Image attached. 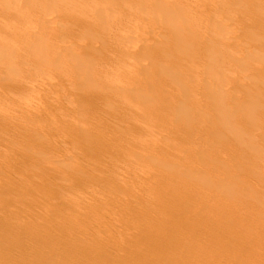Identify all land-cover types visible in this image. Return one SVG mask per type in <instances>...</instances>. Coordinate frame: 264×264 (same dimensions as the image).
Returning a JSON list of instances; mask_svg holds the SVG:
<instances>
[{
	"label": "bare ground",
	"instance_id": "obj_1",
	"mask_svg": "<svg viewBox=\"0 0 264 264\" xmlns=\"http://www.w3.org/2000/svg\"><path fill=\"white\" fill-rule=\"evenodd\" d=\"M5 1L7 4L8 0H3L0 6L6 10L10 5L8 3L4 7ZM93 1L95 3L94 6L91 4L93 8L89 6V2L83 1L86 5L88 4V8H91L86 12L89 20L85 21L84 15L87 9L84 4L80 3L86 10H83L80 5L83 11L76 15L74 12L80 7L77 8L74 5L76 8H73V5L66 4V1L63 4L69 5L67 7L70 8L67 9L62 4L59 6L63 8L57 12L62 22L57 21L59 17L55 18V23L49 19V23L51 21L54 26L59 24L57 29L49 28L51 29L49 36L53 33L58 35V37L55 35V43H52L51 49L58 52L61 50L62 56L59 53L58 56L57 51H50V54H56L55 62L50 61L55 66H59L57 73L51 74V77L46 79L49 81V84L46 83L49 86L45 85L51 91L42 84L45 81L44 76L42 83L33 80L40 84L31 88L36 95L38 91L39 93L43 90L45 92L46 89L49 91L48 97L47 93H44L43 97H39L40 94L35 96L42 103L46 100L53 102L54 97L65 98V101L57 102L52 109H50L51 104H48L47 110L45 107L41 108L45 102L39 107L33 103L34 101L28 103V100L25 102L17 100L20 96L14 94L17 91L20 93L22 89H25L22 86L28 85L24 86L23 82L17 81L20 75L16 77V72L22 73V71L15 72L13 68L16 58L19 59L18 50L14 52L10 50L11 47H8L10 51L0 54V90L1 87L7 88L11 94L9 95L8 92L10 103L5 98L1 101L3 96L0 95V145L3 146L0 151V264H264V205L263 203L261 205L264 201L262 188L264 172L260 170L262 166L264 167V163L258 159L262 157H257L261 156L259 153L262 150L264 151V0H227L233 2L232 5L236 4L237 9L232 10L240 14L237 18L238 25L235 23L232 28V23L231 25L227 23L232 19L231 15L238 17L235 11H232L235 15L230 14L231 18L227 16L229 19L226 21L227 25L224 24L226 29L231 26L229 29L231 31L233 29V35L230 31L224 33V26L221 25L223 23H219L220 12L229 9L226 0H204L194 3L196 6L192 4V8L184 5V2L180 0H123V4L118 0L116 9L112 8L114 11L118 10L121 3L122 8H119L121 10L149 7L148 9L154 13L152 18L151 15L149 16V19L157 18L158 21L159 16H155L156 13L157 15L159 13L163 20L167 17L166 21L161 19L160 22H156L155 20L157 35L160 33L162 37L154 38L155 31L151 35L150 29L148 36H141L140 41L136 39L139 44L136 48H129L131 49L129 54L117 55L120 58L123 57V60L118 61L119 74L117 79L112 80L118 86V89L115 88V92H119L117 96L125 97L126 95L123 99L124 108L118 103H122V98L119 96L121 99L118 98V101L117 97L110 94L114 91L110 82L112 80L109 81L112 76L108 75L106 70L96 69L97 63H95L98 62L97 60L102 62L103 55L98 49L104 48V44L108 43L102 39L103 34L100 31L103 27L106 29L108 22L114 19L111 16L115 12L109 7H112L117 0ZM107 2L110 4L109 7ZM52 3H54L53 0ZM229 6L231 7V4ZM0 9L2 10L1 7ZM42 10L44 11V8ZM48 12L51 11H45L46 14H49ZM218 12L219 18L216 19ZM222 14L224 15V12ZM47 16L49 18L51 15ZM224 16L227 20L226 13ZM83 17L85 22L81 20ZM78 20L84 22L83 26L80 24V27H82L83 35L85 30V37L87 33L90 34L89 38L82 39L83 36H80L81 39L78 38V40L77 36L73 37V29L70 28L75 26L66 23L76 25ZM2 21L4 19H0V30L2 29L1 32L8 35V32H12L7 25L10 20L6 19V24L1 23ZM43 21L46 23L47 20ZM230 22L233 21L230 20ZM219 24L223 27L220 28ZM45 25H41L43 31L46 29ZM34 26L35 31L41 29L39 25L37 29L36 25ZM173 28H176L174 33H172ZM212 28L218 29V32L220 30V35ZM222 28L223 32H221ZM43 31L41 30L42 33ZM234 33L238 34L236 37L242 45L244 44V48L247 49L245 45H251L248 47L251 50L244 52L242 45L238 46L244 53L240 48L235 50L234 46L238 47L237 43L231 42ZM1 34L0 46L7 42V40L3 41L6 36L3 39ZM13 37L9 34L7 38L9 40ZM160 37L161 40L158 39ZM236 37L233 39L236 40ZM94 38L96 41L101 39L98 41L99 45L94 43ZM28 42L31 44L30 41ZM225 42L227 45L229 43V48L224 47V44L221 46ZM13 43L15 46L16 42ZM38 43L39 41L32 43V47L29 44L26 46L31 55L37 51L42 52L40 51L42 43L40 41L41 49ZM204 43L211 45L209 51L204 52L208 47H204L203 50L205 56H209L205 60H208L207 63L210 62V65L204 66L212 65L208 72L200 71L198 69L200 65L196 66V70L194 69L195 64L198 65V61H201L196 60L201 55L200 49L198 51L196 48ZM226 43L225 46H227ZM19 44L16 45L19 47ZM22 44L21 41L20 45ZM36 46L39 50H32ZM18 47L16 46L17 49ZM166 47L175 50H172L175 53H171L172 60L168 59V63L171 62L169 67L176 69L177 73L176 70L173 73L174 69L169 70V67L167 70L164 69L169 64L165 66V62H161L160 58L166 57L164 53L168 52H165V49H169ZM233 47L235 51L232 50ZM45 49L44 54H48L49 51L46 52L48 49ZM30 50L37 51L30 52ZM237 50L239 54L236 53ZM43 52L41 55L45 60L48 57L52 59L53 55L48 54L46 58ZM25 53V57L23 54L20 56L21 60L29 57H26ZM97 54L102 56L98 57ZM60 56L64 58H61L57 64L56 58L59 59ZM127 56L131 57L130 62L127 60L129 57L126 59ZM246 56H250V60L244 63ZM14 57H16L15 62ZM124 58L129 64L124 63L126 62ZM144 58L147 60L144 61ZM38 59L36 61L39 66L37 63L35 65L39 68H43L41 65L45 67V64H41L40 57ZM190 59H195L197 62L193 64L191 60L193 64L191 66L192 64L189 65L191 62L186 61ZM83 60L88 63L86 68L83 65L86 63H82ZM93 60L95 68H91ZM31 61L32 59L29 62L33 64ZM163 61L167 60L164 58ZM51 62L49 65H52ZM74 62H77V67L73 65ZM35 65H32L31 69ZM159 65H163V68ZM230 65L235 67V72L237 71L234 72V76L230 75L234 80L225 76L228 74L222 75L224 73L222 69ZM227 71L231 72L226 69L225 73ZM142 72H145L146 78L143 77ZM24 73L26 70L22 74ZM141 74L142 77H139ZM256 80L258 83H255ZM32 84H29V88ZM181 88L183 90H180ZM12 92H14L13 95ZM25 93L22 94L23 97ZM126 93H129L128 96ZM257 105L260 110L254 111ZM12 107L15 111H20V115H17L18 112L14 113ZM53 107L54 111H62L59 117H57L58 111L57 116L52 114ZM126 112L130 113L132 119L123 120ZM97 114L107 116L105 118H108L106 120L108 127L102 119L100 121L95 119L100 116ZM166 115L168 117H164ZM71 117H76L78 120L75 118V121L73 119L69 121ZM255 131L259 133L256 134ZM62 136L69 139L68 144L72 153L55 155L51 159L50 153L46 154L47 151H45L48 157L40 156V153L43 154L44 151L39 152L38 149L45 150L46 144V148L49 144V147L58 145L56 141H59ZM235 143L242 147V149L237 147L240 151L234 147ZM259 146L263 148L260 149ZM160 148L166 150L165 153H160L162 151ZM256 148H258L257 152ZM104 161H107L109 166L98 168L102 165L101 163L106 164ZM119 161L124 165L127 163L138 169L140 167V172L147 173L149 179L130 178L124 174V170L123 172L118 170ZM256 163L263 165L259 164L260 169L256 166L258 169L256 170L251 166L258 165ZM127 168L132 170L130 167ZM67 170L71 171L70 176L69 173L66 175ZM45 174H48L49 178L48 175L44 177ZM63 174L66 176L63 177ZM251 178L257 181L262 191L257 189V185H252V180L249 181ZM58 184H61L64 190L92 188L93 191H87L100 192L104 201L101 200L103 203H97V206H95L96 203L92 205V202L91 205L84 206L82 204L89 203L85 199L88 202L78 203L80 207L76 200L82 202V198L77 199L78 197H75L77 195L73 193L74 197L68 198L63 195L65 197L63 199L62 194L58 192L60 189L57 187ZM49 185L51 188H48ZM119 185L125 193L121 189L119 191ZM231 187L234 188L231 189ZM138 190L148 192L142 195ZM107 191H112L113 197L109 194L110 192L106 193ZM259 193L262 200L257 203L259 201L255 202L257 199H254L259 198L255 196ZM112 205L121 212H128L127 215L126 212L119 214L117 211L116 213L119 214L117 217L107 216L109 210L114 209ZM79 223L99 227L96 231L95 228H92V231L77 230L75 227ZM128 224L132 234L129 238L133 240H130L132 242L115 243L118 239L115 236V239L117 238L115 241L110 240L111 238L106 239L109 242L102 240V232L108 227L113 228L110 226L117 225L115 230L128 233L125 232ZM112 248L115 251H112ZM132 248L135 250L133 251ZM112 252L116 253L114 257H111Z\"/></svg>",
	"mask_w": 264,
	"mask_h": 264
},
{
	"label": "rangeland",
	"instance_id": "obj_2",
	"mask_svg": "<svg viewBox=\"0 0 264 264\" xmlns=\"http://www.w3.org/2000/svg\"><path fill=\"white\" fill-rule=\"evenodd\" d=\"M3 1V0H2ZM1 0H0V2H2ZM49 0H47V1H45V0H30V1H27V0H8L7 1V4L9 3V5H10V7L8 6L7 7V11L5 10V8H3V6H0L1 8H2V10L0 9V19L2 20V19H4V21L7 19V21H9V22H7V21H2L1 23H5L6 24V22H7V25L9 26V29H12L11 31V33L10 32H8V35L6 34H3V32H1L2 31V29L0 30V32L2 33H0L1 34V36H3V39H4V37H5V39L3 40L4 42H6V40H7V42H6V44L4 45V49L2 48V46L3 45H1L0 47V49H1V51H0V54L1 55H3L2 53H4L5 54V51H6V53L8 52V51H10V50H18V57H19V59L18 58H16L17 57V55H16V57H14L13 58V61L15 62V58H16V62H15V65L13 66V68H14V71L16 72V71H22V73H23V71L25 72V70H26V73H24V74H22L21 72L20 73H18V72H16V77L18 76V74L20 75V77H17V81H19L20 83H24L25 85L24 86H26V84H28L26 87H23L22 86V88H25V89H22V91L19 93L18 91H17V93H15L14 95H18V96H20V97H17V100L19 101V102H25V101H27L28 100V103L30 102L31 103V101L34 103V104H37V106H41L44 102H45V104H43L44 106H41V108H44L45 107V109L47 110V108L49 107V105H50V109H52V106H56L57 104V102L59 103L60 101L62 102V101H65V98H63V97H61V99H60V97H54V99L52 98V100H53V102H48L47 100L46 101H44L43 103L41 102V100L39 101L38 99H37V97H35V96H38V94H40L39 95V97H43L42 95L44 94V93H47V97H48V92L49 91H51L50 90V88H48V87H46V83H48L49 84V81H47L48 79H49V76L51 77V74L53 75V73H57V71H58V69H57V67H59L58 65H54V63L53 62H51V61H54L55 62V60H54V57L56 56V54H50V51L52 50V51H54V52H56L55 50H53V49H51V47H52V43H55L54 41V39H56V36L58 37V35H56V34H50V36H49V31L51 30V29H57V28H59L58 26H59V24L57 23V24H55V26L53 25L55 22H56V17H59V19L57 18V21L58 22H62V19L60 18L61 16H58V14H57V12H58V10L59 9H61V8H63V7H67V6H69V5H67L66 6V4H71V5H73V8L76 6L77 8H79L80 7V5L81 4H84L83 6L87 9H85L82 5H81V7H82V9L83 10H86L85 11V15H84V17H86L85 18V21H86V19H88L89 20V18H87V13L86 12H88L89 11V8H88V4L86 5L85 3H83V1L84 2H86V3H88L89 2V6L91 5V4H93V6H94V1L93 0H82V1H79V0H59V2H57L58 0H53V2L54 3H52V0H50L51 2H48ZM60 1H63V2H60ZM64 1H66V2H64ZM73 1V2H72ZM77 1V2H76ZM93 1V2H92ZM122 2L123 0H119V2ZM181 2H184L183 4L184 5H189V8H192V6H194L195 4L194 3H199L200 1H204V0H180ZM187 1V2H186ZM55 2H57L56 4H55ZM105 2V1H104ZM117 2V4H115ZM114 4H112L111 6L112 7H109L110 6V4L108 3V6H107V4H106V6L107 7H109L110 9H116L115 7H117L118 6V0L116 1ZM133 2H135V1H133ZM226 2V4H227V7L231 10V11H229V9H227V7L225 8V9H227V10H225V11H221L220 12V15H219V12H218V14H216V15H214V17L216 16V19H218L219 17V19H221V21L219 20V23L221 24V23H223V24H221V25H223L224 26V24L225 25H227L226 24V21H228L229 19L227 18V16L229 15V18H231L230 17V14H232V13H234V15H235V10H232V9H235L236 7H235V5H232V3L233 2H229V1H225ZM3 3H5L4 4V7L7 5L6 4V1L5 2H3ZM38 3V4H37ZM60 3V4H59ZM63 3H66V4H63ZM81 3V4H80ZM65 5V6H59V5ZM122 4H123V2H122ZM122 4L120 3V5H119V8L121 7L122 8ZM193 4V5H192ZM231 4V7L229 6ZM238 5H239V3H237ZM1 5H2V3H1ZM57 5V6H56ZM70 5V6H71ZM75 5V6H74ZM105 5V4H104ZM116 5V6H115ZM139 5V4H138ZM192 5V6H191ZM41 6V7H40ZM58 6L60 7V8H58ZM144 6V5H143ZM143 6H141V7H143ZM147 6V5H146ZM191 6V7H190ZM196 6V5H195ZM234 6V7H233ZM75 7V8H76ZM81 7L79 8V9H77V13L76 12H74V14H76V15H79L80 14V11L82 10L81 9ZM134 7H136V6H134ZM138 7V6H137ZM233 7V8H232ZM44 8V11L42 10V9ZM47 8V9H46ZM57 8V9H56ZM70 8V7H69ZM68 7H67V9H69ZM72 8V7H71ZM91 8H93L92 7V5H91ZM90 8V9H91ZM108 8V9H109ZM119 8H117L118 10H120V11H118V10H111V11H114L115 13H116V11H118V13L117 14H115L114 12H112V14L114 13V15H116V17L114 16H111L112 18H114V19H112V20H114V21H112L111 19V21L110 22H108V24L106 25V29L103 27V30H101L100 32L103 34V37H102V39L106 42L107 41V43L108 44H104V48H102V47H100L101 48V50H100V48L98 49L99 50V52L100 53H102V55H99V56H102L103 57V59H102V62H99V60H97L98 62H95V63H97V65H96V69H100L101 71H105L108 75H110V76H112V77H110L109 78V76H108V78H109V81H110V79L112 80V79H117V77H118V70L120 69V67H119V65H120V63H118V61L119 62H122L121 61V59L123 58L122 57V55H121V57L122 58H120V56L118 57L117 55L118 54H123V56H124V54L125 53H127V54H129L130 52V50L132 49V47L133 48H136L138 45L137 44H139V39L141 38V36L142 37H145V36H148V34H150L151 33V35H152V33L154 34L153 36H156V37H154V38H157L158 36H161L162 37V35L160 34V33H158V35H157V32H156V23H155V20H156V22H160L159 20H161L162 18L160 17V14L158 13V15H157V13H156V15L155 16H159V20L157 21V18L155 19V20H153V19H151L153 16H152V14L154 15V13L151 11V10H149L150 8L149 7H143V9H139L140 7H138V9L136 10L135 8L132 10V9H129V11L128 10H121V9H119ZM149 8V9H148ZM194 8V7H193ZM38 9V10H37ZM49 9V10H48ZM51 9V10H50ZM53 9V10H52ZM57 11H56V10ZM110 9H109V11H110ZM237 9V8H236ZM238 9H239V7H238ZM43 12H42V11ZM54 10H55V12H54ZM79 10V11H78ZM82 10V11H83ZM131 10V11H130ZM45 11L47 12V11H51L49 14L51 15V16H49V18H48V16L47 15H49V14H46L45 13ZM75 11V10H74ZM108 11V10H107ZM110 11V12H111ZM123 11V12H122ZM125 11V12H124ZM229 13H228V12ZM232 11H235V12H232ZM42 12V13H41ZM53 12H54V17L52 16L53 15ZM222 12H224V15H225V13H226V18H227V20H225L224 18H225V16L222 14ZM40 13V14H39ZM43 13H45L44 15H43ZM84 13V12H83ZM212 13H214V12H212ZM236 13H238V12H236ZM11 14V15H10ZM17 15V16H16ZM40 15V16H39ZM55 15H57V16H55ZM151 15V20L149 19V16ZM218 15H219V17H218ZM223 17H222V16ZM237 15V14H236ZM6 16V17H5ZM37 16V17H36ZM42 16V17H41ZM154 16V17H155ZM163 16H164V14H163ZM232 16V19H230L231 21H233V22H230V20L227 22L229 25H231L230 23H232V28H233V26H234V24L235 25H238L239 24V20L237 19V18H239V16H240V14L238 13V17H236V16H233V15H231ZM4 17V18H3ZM12 17V18H11ZM33 17V18H32ZM48 19H47V18ZM84 17L81 19V20H83L84 19ZM88 17H89V15H88ZM218 17V18H217ZM223 19H222V18ZM6 18V19H5ZM30 18H31V20H30ZM38 18H40V19H38ZM45 18V19H44ZM167 17H165V19H166ZM179 18V17H178ZM49 19L51 20V21H53L54 23H52L51 21H50V23H49ZM164 19V20H165ZM172 19H173V17H172ZM183 19V18H182ZM37 20V21H36ZM43 20H47L46 21V23L43 21ZM74 20H75V18H74ZM163 20V19H162ZM163 20V21H164ZM174 20H175V18H174ZM173 20V21H174ZM222 20H224V21H222ZM238 21V22H235V21ZM13 21V22H12ZM34 21V22H33ZM38 21H40V22H38ZM43 21V22H42ZM75 21H77V20H75ZM84 21V20H83ZM83 21H79L78 20V24H71V23H66V24H70V25H74L75 27L74 28H70V29H73V32H74V34H73V37H76L77 39L78 38H80V36H83V37H81L82 39H86V37H90V34L89 33H87V35L89 34V36H87L86 35V37H85V30H84V35H83V30L81 29L82 27H80V24L82 25L84 22ZM166 21V20H165ZM169 21H171V20H169ZM112 22H114V23H112ZM179 23H182L183 22V20H182V22H180V21H178ZM225 22V23H224ZM9 23H11V24H9ZM41 23V24H40ZM43 23V24H42ZM48 23V24H47ZM153 23H155V24H153ZM178 23V24H179ZM238 23V24H237ZM39 26H38V25ZM45 24H47V26L45 25ZM49 24H51V26L49 25ZM106 24V23H105ZM198 24H200L199 22H198ZM219 24V27L221 28V27H223V26H221ZM16 25V26H15ZM34 25H36V29H37V26L38 27H40L39 29V31H35V26ZM41 25H45L46 27V29L43 31V28L41 27ZM50 27H49V26ZM104 25V24H103ZM103 25H101V26H103ZM13 26H15V27H13ZM57 26V27H56ZM61 26V25H60ZM83 26V25H82ZM101 26H99V27H101ZM11 27V28H10ZM14 29H13V28ZM18 27V28H17ZM228 27V26H227ZM49 28H51V29H49ZM77 28V29H76ZM102 28V27H101ZM100 28V29H101ZM153 28H154V30H153ZM214 28V27H213ZM212 28V30L213 31H215V33H219V35H220V30H219V32H218V27H215V28H218L217 30H214ZM223 28H224V30H223ZM222 29H221V32H223L224 31V33H226L225 31H230V33L232 34L234 31H233V29H232V31L230 30L231 29V26L228 28V29H226L225 28V26L223 27ZM16 29V30H15ZM20 29V30H19ZM22 29V30H21ZM48 29V30H47ZM68 29H69V26H68ZM105 29V30H104ZM151 29V30H150ZM171 29H172V27H171ZM174 29H176V28H173V30H172V33H174ZM30 30H34V31H30ZM41 30L43 31V33L44 34H46V35H44L42 32H41ZM148 30H150V33H148ZM223 30V31H222ZM24 31V32H23ZM26 31V32H25ZM76 31V32H75ZM81 31V32H80ZM103 31V32H102ZM152 31V32H151ZM177 31H178V29H177ZM48 32V33H47ZM12 33H14V34H12ZM16 33H17V35H16ZM21 35H19V34ZM24 35H23V34ZM105 33H106V35H105ZM156 33V34H155ZM224 33H222V34H224ZM229 33V32H228ZM229 33V34H230ZM9 34H10V36H14L13 38H10L9 40H8V38H9ZM80 34V35H79ZM102 34L100 35V36H102ZM107 34H109V36L107 37ZM176 34V33H175ZM24 37H23V36ZM56 35V36H55ZM151 35H149V36H151ZM233 35V34H232ZM26 36V37H25ZM55 36V37H54ZM106 36V37H105ZM112 36V37H111ZM138 36H140L139 38H138ZM236 36H238V34H236V33H234V37H236ZM8 37V38H7ZM41 39H40V38ZM54 37V38H53ZM61 38L63 37V36H60ZM66 37V36H65ZM65 37H63V38H65ZM104 37H105V39H104ZM161 37L160 38H158L159 40H161ZM234 37H232V41L231 42H235V43H237V46L238 45H242V43H240L241 41L236 37V40H234L233 38ZM23 38V39H22ZM80 38V39H81ZM106 38H108V39H106ZM2 39V37L0 38V40ZM29 39V40H28ZM39 39V40H38ZM45 39V41H43ZM113 39V40H112ZM123 39V40H122ZM136 39L137 40H139V41H136ZM238 39V40H237ZM13 40H15V41H13ZM53 40V41H52ZM65 40V39H64ZM79 40V39H78ZM94 40H95V38H94ZM98 41H100L99 39H97ZM2 41V40H1ZM19 41V42H18ZM21 41H22V45H20L21 44ZM28 41H30L31 42V44L32 43H37V41H39V49H41L40 51H44V49L46 48V47H49L50 48V50H49V48H46L45 50H47L46 52L48 53V51H49V56L51 55H53L52 56V59H50L49 57V60H48V58H47V56H48V54H44V52H43V54L45 55V57L47 58L46 60H47V62L49 61V62H51L52 63V65H49V62L47 63L46 62V60L44 59V56L43 55H41L42 54V52H38L37 50H35V51H32V50H34V49H38L37 48V46H36V48H32V50H30V52L32 51V52H36V53H38V54H40V56L38 55V54H36V53H33L35 56H38V57H35L34 55H31L28 51V48L26 47V46H28V44H29V42ZM40 41H41V43H42V45H41V43H40ZM98 41H94V43H96L97 45H99V42ZM122 41V42H121ZM13 42H16L15 43V46H14V43ZM18 42V43H17ZM112 42V43H111ZM230 42V43H231ZM10 43V45H8ZM20 43V44H19ZM226 43V42H225ZM225 43H222V45L221 46H223V44H224V47H226V48H229L230 47V45H229V43H228V45H227V43H226V45L228 46H225ZM16 44H19V47H18V45H16ZM26 44V45H25ZM31 44H29V45H31ZM113 44V45H112ZM116 44V45H115ZM119 44V45H118ZM36 45V44H35ZM40 45L42 46L41 48H40ZM121 45V46H120ZM203 45V46H202ZM12 46L14 47V48H16V46L18 47V49L16 48V49H12ZM22 46V47H21ZM23 46L25 47V48H23ZM106 46V47H105ZM124 46H126V47H124ZM199 47H197L196 49L199 51V49H200V58H196V60L198 59V60H201V61H198V65H196L197 63V61L195 60V59H190V60H186V61H190L191 63H189V65H191L192 64V61H193V64L194 63H196L195 64V70L197 69L196 68V66L198 67L199 65V67H198V69L201 71V70H206V72H208V70H211V66H208V67H205L204 65H210L209 63H207L208 62V60H205V59H207V57H209V56H205V53L204 52H207V50L209 49L210 50V48L209 47H211V45H207V43H204V44H201V45H198ZM233 46V45H232ZM240 46H238V47H236V45L234 46L235 47V50H236V48L237 49H239L240 48V50H242L241 52H243V49H241V47ZM243 46V48H244V44L242 45ZM247 46V47H246ZM8 47H11L10 48V50L8 49ZM31 47H32V45H31ZM31 47L29 46V49H31ZM108 47V48H107ZM206 47H208L207 49H206V51H204L203 52V50L205 49ZM234 47H233V51H235L234 50ZM245 47L247 48V49H245L244 48V52H245V50L247 51L248 49H250L251 50V48H248V47H251V45H245ZM7 48V49H6ZM129 48H131L130 50H129ZM166 48H169V47H166ZM3 49V50H2ZM24 49H26V51L28 52H26ZM38 49V50H39ZM106 49V50H105ZM169 49H171V50H169ZM169 49H165V52L166 51H168L167 53H164V56H165V54H166V57H164L165 58V60H167V61H163L164 60V58L162 57V58H160L161 59V62L162 63H164V64H166L165 66H167V63H168V61L170 60H172V54L171 53H175V52H173V51H175V50H173L172 48H169ZM21 50V51H20ZM23 50V51H22ZM124 52H123V51ZM128 50V52H125V51H127ZM173 50V51H172ZM202 50V51H201ZM208 50V51H209ZM20 51V52H19ZM26 53H25V52ZM61 51V50H60ZM60 51L58 52L57 51V55H58V53L62 56V52L60 53ZM104 51V52H103ZM238 52H236V53H240L239 52V50H237ZM14 52H16V51H14ZM14 52H12L13 54H14ZM21 52H24L25 53V55H26V57L27 56H29V57H27L26 58V60H33V61H31L33 64H31L29 61H26L25 60V58L24 59H22L21 60V57L20 56H22V54H23V57H25L24 56V53H21ZM45 52V53H46ZM54 52H51V53H54ZM108 52V53H107ZM123 52V53H122ZM243 52V53H244ZM19 53H21L20 55H19ZM99 53V54H100ZM16 54V53H15ZM14 54V55H15ZM110 54V55H109ZM202 54H203V57H202ZM31 56V57H30ZM43 56V57H42ZM59 56V55H58ZM60 56V58L58 59V57L56 58L57 60H56V62H57V64L59 63V60H61V58L63 59L64 57H61ZM97 56H98V54H97ZM98 56V57H99ZM171 56V57H170ZM204 56L206 57V58H204ZM40 57V61H41V64H45V67H44V65H41L40 63V65L43 67V68H39V67H37V66H39L38 65V62L36 61V59H38ZM42 57V58H41ZM116 57V58H115ZM129 57V58H128ZM152 57V56H151ZM153 57H155V56H153ZM247 57V59L244 57V63H246L247 62V60L249 61L250 60V56L248 57V56H246ZM31 58V59H30ZM97 58V57H96ZM118 58H120V60L118 59ZM128 58V59H127ZM167 58V59H166ZM249 58V59H248ZM18 59V60H17ZM116 59V60H115ZM118 59V60H117ZM125 59V58H124ZM126 59L127 60H129V59H131V57L130 56H127L126 57ZM126 59H125V61H126ZM163 59V60H162ZM169 59V60H168ZM256 59V58H255ZM20 60V61H19ZM39 60V59H38ZM51 60V61H50ZM123 60V59H122ZM147 60V58H144V61H146ZM149 60H151V58H149ZM192 60V61H191ZM22 61V62H21ZM23 61H25V62H23ZM43 61H45V62H43ZM88 62H90L89 60H87ZM96 61V60H95ZM118 63V66H117V63ZM255 61V60H254ZM27 62H29V63H27ZM43 62V63H42ZM93 62H94V60L92 61V64H91V68H95L94 67V65H93ZM128 62H130V60L128 61ZM127 61L126 62H124V63H128ZM188 62H186L187 63V65H188ZM201 62H204V63H201ZM19 63H21V65L19 64ZM25 63H27V64H25ZM35 63H37V66L35 65ZM75 63V62H74ZM77 63V62H76ZM76 63L75 64H73V65H76ZM82 63H86V61L84 62V60L82 61ZM200 63V64H199ZM88 63H86V64H83L84 65V67L86 68V65H87ZM90 64V63H89ZM100 64V65H99ZM129 64V63H128ZM169 65L166 67V68H164V69H169V70H172V69H174V68H172V67H169L170 66V64H171V62H169L168 63ZM193 64L191 65V66H193ZM203 64V65H202ZM25 65H27L26 67H25ZM32 65H35V67H33V69H31V66ZM80 65H81V62H80ZM101 65L103 66V67H101ZM242 67H243V62H242ZM40 66V67H41ZM54 66H55V69H53L54 68ZM78 65H76V67H77ZM82 66V65H81ZM88 66H90V65H88ZM93 66V67H92ZM97 66H99L98 68H97ZM107 66V67H106ZM159 66H161L162 68H163V65H159ZM245 66V65H244ZM22 67H24V68H22ZM51 67V68H50ZM114 67H115V69H114ZM119 67V69L117 70V68ZM169 67V68H168ZM231 67H232V65H230V66H226V68L224 67V70L222 69V75H225V74H228V75H225V76H227L229 79H231V80H234V79H232V75L234 76V74L237 72H235V67L233 66L232 67V69H231ZM242 67H240V69H242ZM20 68H22L21 70H20ZM29 68V69H28ZM34 68L36 69V73H35V70H34ZM45 68V69H44ZM81 68H83V67H81ZM90 68V67H89ZM103 68V69H102ZM110 68H112V69H110ZM158 68H160V67H158ZM172 68V69H171ZM210 68V69H209ZM17 69V70H16ZM25 69V70H24ZM51 69V70H50ZM77 69V68H76ZM80 69V68H79ZM84 69V68H83ZM82 69V70H83ZM108 69H109V71H108ZM163 69V70H164ZM191 69H192V67H191ZM229 70V71H231L230 73L228 72H226L225 73V70ZM239 69V70H240ZM41 70V71H40ZM97 70V71H98ZM168 70V71H169ZM176 69H174V70H172V72L174 73V71H175ZM234 70V71H233ZM243 70V69H242ZM28 71H30V72H28ZM39 71V73L37 74V72ZM46 71H48V73L50 74H48ZM50 71V72H49ZM52 71V72H51ZM56 71V72H55ZM116 71H117V73H116ZM241 71V70H240ZM41 72H42V74H41ZM46 72V73H45ZM176 73H177V70L175 71ZM233 72V74H231ZM235 72V73H234ZM33 73H35V74H33ZM142 73H144L143 74V77L144 78H146V75H145V72H142ZM176 73H175V76H176ZM26 74V75H25ZM31 74H33V75H31ZM48 74V75H47ZM54 74V75H55ZM117 76H116V75ZM46 75H47V77H46ZM231 75V76H230ZM22 76V77H21ZM26 76V77H25ZM28 76H31V77H28ZM32 76H33V78H32ZM35 76V77H34ZM45 77V79H44V77ZM116 76V77H115ZM24 77V78H23ZM139 77H142V74H141V76H139ZM20 78H21V81H20ZM39 78H41V80H39ZM143 78V79H144ZM32 79V80H31ZM43 79L45 80V81H43ZM47 79V80H46ZM52 79V78H51ZM50 79V80H51ZM22 80H24V81H22ZM29 82H31V83H29ZM33 80H37L36 82H41V81H43V86L44 87H46L47 89H49V91L46 89V88H44V89H46L45 90V92H44V90L41 92L40 91V93H39V91H38V94L36 95V93H34V91L32 90V88L31 87H34V86H36L37 84H40V83H36L35 81H33ZM114 80H112V81H110V82H112L111 84L113 85V86H111V84H110V86L113 88H111L112 90H114V91H111L110 92V94H112L113 96H115V97H117L116 99H118L119 98V96L121 97V95H118L117 96V93L119 94V92L118 91H116L115 92V88L116 89H118V86L115 84V83H113V81ZM259 80V79H258ZM258 80H256L255 81V83H258ZM47 81V82H46ZM26 82V83H25ZM34 82L36 83V84H34ZM233 83L235 82V81H232ZM33 83V84H32ZM29 84H32V86L30 85V88H29ZM46 84V85H45ZM115 84V85H114ZM21 85H23V84H21ZM47 86H49V85H47ZM51 87V86H50ZM180 87H183V86H180ZM30 89V90H28V89ZM52 88V87H51ZM183 88H185V87H183ZM26 89H27V92H26ZM53 89V88H52ZM186 89V88H185ZM4 90H5V92H4ZM21 90V89H20ZM24 90V91H23ZM180 90H183L182 88L180 89ZM12 91V90H11ZM32 92V93H30V92ZM53 91V90H52ZM0 92L2 93H0V95L1 96H3V97H1V101L5 98V100L7 99V101L9 102V98H10V96L9 95H11L10 94V92H9V89H7V88H3V87H1V90H0ZM8 92H9V95H8ZM26 92V93H25ZM114 92V93H113ZM13 93L14 92H12V95H13ZM19 93V94H18ZM23 93H25V96L23 97ZM34 93V94H33ZM122 93V92H121ZM4 94H6V95H4ZM21 94V95H20ZM23 94V95H22ZM114 94H116V95H114ZM123 94V93H122ZM127 94V96H128V94L129 93H126ZM31 95V96H30ZM125 95V94H124ZM5 96V97H4ZM8 96H9V98H8ZM125 97H126V95H125ZM125 97H123V95H122V100H121V102L122 103H120V102H118L119 103V105L120 106H123V108L125 107V103H123V99L125 98ZM3 98V99H2ZM64 100H63V99ZM121 98H119V99H121ZM44 99V98H43ZM42 99V100H43ZM119 99H118V101H119ZM4 100V101H5ZM37 100V101H36ZM45 100V99H44ZM35 101L37 102V103H35ZM38 102H40V103H38ZM47 102V103H46ZM10 103V102H9ZM42 103V104H41ZM52 103H54V104H52ZM34 104H32V105H34ZM38 104H40V105H38ZM49 104V105H48ZM70 105H73V104H71L70 103ZM36 106V105H35ZM34 106V107H35ZM47 106V107H46ZM38 107V108H39ZM259 107H260V105H259ZM13 108V110L12 111H14V113L15 112H18L17 113V115H20V111H15L14 109V107H12ZM34 110H36V108H33ZM55 110V108L53 107V115L55 116L57 113V117H59L60 116V112H62V111H54ZM256 110H260V108L258 109V105L256 106V108L254 109V111H256ZM36 111H38V110H36ZM40 111H42V109H40ZM57 112V113H56ZM91 115V114H90ZM97 115H100L99 117L97 116ZM96 116V118L95 119H98L99 121L102 119L103 121H105V122H103V121H101V122H103L104 124H106L105 126H109V124L108 123H106L107 121V119L108 118H105V117H107V116H105V117H103V116H101V114H97ZM61 116H62V113H61ZM129 116V117H128ZM125 117V118H124ZM164 117H168L167 115L166 116H164ZM18 118H19V116H18ZM76 117H71L70 119H69V121L71 120V119H73V121H75L74 119H75ZM128 118L129 119H132L131 118V116H130V113H127L126 112V114L123 116V120L125 119H127L128 120ZM77 119V118H76ZM78 120V119H77ZM139 121H144V120H139ZM258 122V121H257ZM119 123H122V121H119ZM125 123V122H124ZM123 123V124H124ZM133 123L135 124L136 122L135 121H133ZM254 123V122H253ZM34 125H37V124H34ZM136 125V124H135ZM249 125H251V124H249ZM133 130H135V129H133ZM255 133L256 134H258L259 133V131H255ZM65 139H64V138ZM63 138V139H62ZM62 138L60 137V140L59 141H56V144L58 143V145H53V144H51V145H53V146H55L54 148H53V146H50L49 147V145H48V148H46L47 147V144H46V147H45V150L44 149H38V150H40L39 152H43V154L42 153H40V156L42 155V156H46V157H48V155H46V154H49L50 153V157L49 158H51L52 159V156L54 157L55 155L57 156V155H63L64 153H72V149H70V146H69V144H68V138L67 137H65V136H62ZM62 139V140H61ZM36 141V140H35ZM34 141V142H35ZM60 141H62V142H60ZM65 141V142H64ZM67 141V142H66ZM66 143V144H65ZM190 143V142H189ZM191 143H193V142H191ZM60 144V145H59ZM65 145V146H64ZM189 145H191V144H189ZM1 147L3 148V146L2 145H0V151H1ZM63 147V148H62ZM234 147L236 148V149H238V148H240V149H242V147H240V145H237L236 143H235V145H234ZM234 147H233V149H234ZM238 147V148H237ZM60 148V149H59ZM62 148V149H61ZM258 148H260V149H262L263 147H258ZM258 148H256L257 150H256V152L258 151ZM47 149H49V150H47ZM235 149V150H236ZM240 149H238L239 151H240ZM259 149V150H260ZM42 150V151H41ZM51 150V151H50ZM53 150V151H52ZM67 150H69V152L67 151ZM160 150H162L160 153H165V151L166 150H163V148H160ZM45 151H47V153L45 152ZM64 151H66V152H64ZM255 151V150H254ZM263 151V150H262ZM261 151V153H259V154H261V156H257V155H259V154H257L256 152H254V153H256L257 155V157H262V159L261 158H258L259 159V161L261 162H263L264 163V151L262 152ZM49 152V153H48ZM53 152V153H52ZM46 153V154H45ZM53 154V155H52ZM263 154V155H262ZM38 155V154H37ZM106 164H104V163H101L102 165V167L99 165L98 166V168H103V167H108L109 166V164H108V162L107 161H104ZM120 162V161H119ZM257 162H258V160H257ZM120 165H119V167H118V170L119 171H121V172H123L122 170H124V174L125 175H128V176H130V178H137V179H144V180H148L149 179V175L147 174V173H145V172H140L141 170H140V167H139V169L138 168H136V166L134 167V166H132L131 164H130V166H129V164H125L124 165V163H122V162H120L119 163ZM256 164H258V165H251V166H253V168L255 167L256 168V170H258V169H260L259 167V164L260 163H256ZM106 165V166H105ZM121 165H124V166H121ZM260 165H263V164H260ZM258 167V169H257V167ZM127 167H130V168H132V170L131 169H129V168H127ZM120 168V169H119ZM122 168V169H121ZM136 168V169H135ZM261 170V172H262V170H263V172H264V167L262 166V169H260ZM139 171V172H138ZM67 172V173H66ZM66 172H64V173H66V175H68V173L70 172L71 173V171H69L68 172V170L66 171ZM69 173V176L72 174H70ZM48 175V174H47ZM46 174H45V176L44 177H46L47 176ZM65 174H63L62 176L63 177H65L66 176ZM69 176H67V177H69ZM48 178H49V175H48ZM18 179V178H17ZM252 180V181H251ZM249 181H251L252 182V185H257V189H260L261 191L264 189V186H262V188L260 187V185L257 183V181L256 180H253V178H251V179H249ZM256 181V182H255ZM250 182V183H251ZM254 183V184H253ZM117 186V185H116ZM120 186V185H119ZM50 187V185L48 186V188ZM57 187H59L60 189H58V192L60 193V195L62 194V198L65 196V197H68V198H71L72 196L74 197V195H77V196H75L77 199H81V201L82 202H78V200H76V202H77V204L79 203V204H82V203H84V201L85 202H88L89 201V203H86V204H82V205H91L92 203V205H94L95 203V206H97L100 202L101 203H103L102 201H104V200H102V196H101V194H100V192L98 193L97 191L94 193H89V191H91L92 190V188H89V187H87V189H81L80 190V188L77 190V189H75V190H64L63 189V187H62V185L60 184H58L57 185ZM259 187V188H258ZM51 188V187H50ZM232 188H234V187H231V189ZM117 189H118V187H117ZM120 189L122 190L123 188H122V186H120V188H119V191H120ZM81 191V193H80V191ZM84 190H89V191H84ZM67 192V194H66V192ZM74 191V192H73ZM93 191V190H92ZM95 191V190H94ZM123 191V190H122ZM121 191V193H125V191H123L122 192ZM139 191V193L140 194H145V192L147 193L148 191L146 190H142V191H144V192H142V191H140V190H138ZM77 192H78V194H77ZM83 192V193H82ZM110 192V193H109ZM142 192V193H141ZM69 193V194H68ZM73 193H74V195H73ZM85 193V194H84ZM106 193H109L110 195H112V191H107ZM119 193V192H118ZM262 193V192H261ZM81 194H83V196L81 195ZM87 194V195H86ZM89 194V195H88ZM93 194V195H92ZM94 194H95V196L97 197H95L94 196ZM98 194V195H97ZM99 194H100V196H99ZM64 195V196H63ZM90 195H91V197H90ZM117 195V194H116ZM71 196V197H70ZM89 196V197H88ZM99 196V197H98ZM117 196H119V195H117ZM255 196H257V197H259V198H255L254 200H256L255 202H257V201H259V202H257V203H260L261 202V200H262V198H260V193L259 194H257V195H255ZM65 197L63 198V199H65ZM81 197V198H80ZM84 197V198H83ZM112 197H113V195H112ZM111 197V198H112ZM67 198V199H68ZM88 198V199H87ZM90 198V199H89ZM98 198H100L99 200H98ZM111 198H109V199H111ZM88 200V201H86V200ZM260 199V200H259ZM90 200H92V201H90ZM102 200V201H101ZM95 201V202H94ZM92 202V203H91ZM98 203V204H97ZM262 203H263V205H264V201L263 202H261V205H262ZM78 204V205H79ZM80 206V205H79ZM81 207V206H80ZM112 207H113V205H112ZM114 208V207H113ZM152 209V208H151ZM116 210V211H115ZM118 211V212H117ZM119 213V214H121V213H125L126 211H123V212H121V210H118V209H116V208H114L113 210H112V208L109 210V212H108V215L107 216H109V217H117V215H119V214H117V213ZM152 212V211H151ZM114 213V214H113ZM127 213L128 212H126L125 214L127 215ZM110 214V215H109ZM116 214V216H114ZM129 215V214H128ZM108 217V218H109ZM77 227H75L77 230H88V231H92V228H95L94 230L96 231V230H98V227H97V225H93V226H95V227H93L92 225L90 226L88 223H79V224H77L76 225ZM117 226V225H116ZM116 226H110V227H113V228H107V229H105L103 232H102V237H103V241H107V242H109V240H106V239H110V240H113V241H115L117 238L119 239H117V241L115 242V243H119L120 241H122V242H120V244H122V243H124L123 241H130V240H132V239H130L131 238V236H132V234H131V229L129 228L130 227V224H128V225H126V226H128L127 228H128V230H127V228H126V230H125V232H128V233H124V232H120V231H118V230H115L116 229ZM96 227H97V229H96ZM106 230H107V232H106ZM130 230V231H129ZM105 232V233H104ZM97 233V232H96ZM107 233V234H106ZM114 233V234H113ZM116 233H118L117 235H115ZM126 234V236L124 235V234ZM104 234V235H103ZM105 234H106V236H105ZM123 234V235H122ZM129 234V235H128ZM110 236V237H109ZM117 237L116 239H115V237ZM128 236V237H127ZM114 237V238H113ZM123 237V238H122ZM125 237V238H124ZM130 237V238H129ZM128 238V239H127ZM132 238H134V237H132ZM135 239V238H134ZM83 241H85V240H83ZM133 241V240H132ZM132 241H130V242H132ZM87 242H90V241H87ZM86 246H88L87 244H85ZM248 245H249V243H248ZM132 247V246H131ZM115 248V247H114ZM133 249V251L135 250L134 248H132ZM112 251H115L113 248H112ZM112 255H111V257H114V255L116 254L115 252H112L111 253ZM34 264V263H33ZM226 264V263H225Z\"/></svg>",
	"mask_w": 264,
	"mask_h": 264
}]
</instances>
